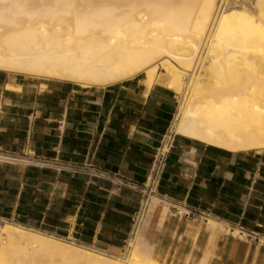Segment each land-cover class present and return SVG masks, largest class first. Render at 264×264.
I'll return each instance as SVG.
<instances>
[{
	"label": "bare ground",
	"instance_id": "bare-ground-1",
	"mask_svg": "<svg viewBox=\"0 0 264 264\" xmlns=\"http://www.w3.org/2000/svg\"><path fill=\"white\" fill-rule=\"evenodd\" d=\"M0 72L107 88L138 79L177 100L172 134L230 153L264 152V0H0ZM6 89L19 91L17 85ZM24 161V159H21ZM122 248L2 219L0 264H163L147 238L173 213L151 195ZM209 246L237 229L208 218ZM207 253L198 261L207 264Z\"/></svg>",
	"mask_w": 264,
	"mask_h": 264
},
{
	"label": "crops",
	"instance_id": "crops-1",
	"mask_svg": "<svg viewBox=\"0 0 264 264\" xmlns=\"http://www.w3.org/2000/svg\"><path fill=\"white\" fill-rule=\"evenodd\" d=\"M176 105L172 92L158 85L146 91L138 79L107 88L49 82L41 90L40 81L0 72V149L53 162L0 164V220L86 245L124 247ZM158 192L264 238V152L230 153L176 135ZM209 236L184 216L147 231L155 254L172 264L207 253L210 264H264L263 245L224 232L209 246Z\"/></svg>",
	"mask_w": 264,
	"mask_h": 264
},
{
	"label": "built area",
	"instance_id": "built-area-1",
	"mask_svg": "<svg viewBox=\"0 0 264 264\" xmlns=\"http://www.w3.org/2000/svg\"><path fill=\"white\" fill-rule=\"evenodd\" d=\"M175 134H172L168 130L167 134L163 136L161 141V146L155 150L153 154V162L149 172V175L146 179V182L142 185L140 192L142 195V202L139 209L135 212L132 218V231L137 224L138 220L142 216V205L144 201L148 200L151 195L156 196V198L160 201V203H168L170 208L176 214H182V216L187 218H192L194 220H198L199 222H206L210 216L205 213L199 212L198 210H190L187 204L181 203L176 204L169 198L164 195H161L158 192V186L163 175L165 169V163L167 160L168 153L172 147L174 142ZM21 159H24L21 160ZM50 161L47 160H39L32 158L31 154H22L18 155L12 152H6L0 149V164H25V165H36L41 167H50ZM56 163V162H55ZM229 229H237L240 235H244L246 239L251 242H256L264 246V238L260 237L257 233L248 232L242 226H229ZM132 233V232H131ZM127 242L124 244V246Z\"/></svg>",
	"mask_w": 264,
	"mask_h": 264
},
{
	"label": "rangeland",
	"instance_id": "rangeland-1",
	"mask_svg": "<svg viewBox=\"0 0 264 264\" xmlns=\"http://www.w3.org/2000/svg\"><path fill=\"white\" fill-rule=\"evenodd\" d=\"M44 89H45V87H44ZM173 213H174V211H173ZM201 223V225H203V222L201 221L200 222ZM0 224H1V220H0ZM227 227H229V226H227ZM202 229H206V228H204L203 226H202ZM207 230V229H206ZM225 231H221V232H219V233H224ZM218 233V234H219ZM245 239V238H244ZM157 257H158V259H159V261H162V258H165V261L163 262V264H172V258H170L169 256H164V257H161V256H159V255H157ZM169 259H171L170 261H169ZM189 264H192V263H189ZM207 264H210V260L208 261V263Z\"/></svg>",
	"mask_w": 264,
	"mask_h": 264
}]
</instances>
